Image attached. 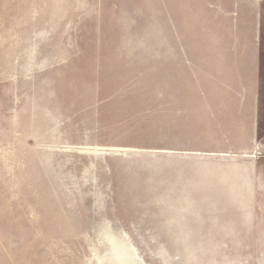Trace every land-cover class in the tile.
Masks as SVG:
<instances>
[{
  "label": "rangeland",
  "instance_id": "rangeland-1",
  "mask_svg": "<svg viewBox=\"0 0 264 264\" xmlns=\"http://www.w3.org/2000/svg\"><path fill=\"white\" fill-rule=\"evenodd\" d=\"M234 1L190 11L185 39L231 24ZM237 2L233 18L254 26L260 52L259 141L247 151L167 142L148 112L86 111L100 56L157 39L134 0H0V264H264V0ZM217 197L226 206L202 208L197 228L196 205ZM186 221L196 228L177 232ZM110 237L128 245L127 261Z\"/></svg>",
  "mask_w": 264,
  "mask_h": 264
},
{
  "label": "crops",
  "instance_id": "crops-1",
  "mask_svg": "<svg viewBox=\"0 0 264 264\" xmlns=\"http://www.w3.org/2000/svg\"><path fill=\"white\" fill-rule=\"evenodd\" d=\"M158 1L134 0L138 15L150 17V31L155 32L157 39L111 47L107 55L100 56L102 72L97 76L96 87L93 75L86 76V111L91 114L106 111L112 116L121 112H148L156 117L153 127L165 130L167 142L173 134L179 144H188V138L194 137V142L196 139L198 144L208 145L207 149L213 151L224 146L236 151L256 147L261 87L259 41L254 26L247 25L244 29L233 18L237 14L234 11L239 5L237 0L233 2L234 9L225 13L231 24L224 28L215 25L205 40L185 39L178 26L190 11L205 16V0H160L164 2L163 8ZM209 8L215 9L213 4ZM158 15H162L164 26L159 24ZM242 29L246 33L244 39L240 36ZM121 49L128 51L124 53ZM121 59L126 60L123 63ZM176 172V177L182 176ZM135 187L146 190L143 185ZM150 187L164 191L156 188L158 185ZM165 191L199 192V189L171 184ZM216 200L220 203L215 206L196 205L197 228H202L205 220L202 208L226 206L220 197ZM239 204L236 207L241 210L243 204ZM217 216L210 218L225 223L241 218L240 213ZM189 223L182 222L183 228L176 231L182 234L184 226L189 230L196 228Z\"/></svg>",
  "mask_w": 264,
  "mask_h": 264
},
{
  "label": "bare ground",
  "instance_id": "bare-ground-1",
  "mask_svg": "<svg viewBox=\"0 0 264 264\" xmlns=\"http://www.w3.org/2000/svg\"><path fill=\"white\" fill-rule=\"evenodd\" d=\"M109 240L112 243L115 256L122 261H127V257L129 255L128 245H126L125 242H122L119 238L114 239L113 237H110ZM115 240H118L120 243H116Z\"/></svg>",
  "mask_w": 264,
  "mask_h": 264
}]
</instances>
